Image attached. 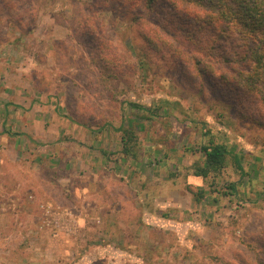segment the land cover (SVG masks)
<instances>
[{
	"label": "rangeland",
	"instance_id": "obj_1",
	"mask_svg": "<svg viewBox=\"0 0 264 264\" xmlns=\"http://www.w3.org/2000/svg\"><path fill=\"white\" fill-rule=\"evenodd\" d=\"M120 6L0 0V264H264V102L184 14Z\"/></svg>",
	"mask_w": 264,
	"mask_h": 264
},
{
	"label": "trees",
	"instance_id": "obj_2",
	"mask_svg": "<svg viewBox=\"0 0 264 264\" xmlns=\"http://www.w3.org/2000/svg\"><path fill=\"white\" fill-rule=\"evenodd\" d=\"M114 1L123 9V2ZM157 1L127 0L128 6L123 10L131 15L136 14L134 19L140 25L144 36L148 30L142 16L164 10L173 14H184L191 22L190 28L202 34L203 40H200V43L209 48V51H198L202 55L198 63L212 74L215 67L219 66L223 71L219 76L221 83L228 88L234 86L241 89L264 102V0ZM159 4L165 9L157 8ZM213 47L220 51L217 59L212 54V51H215ZM130 105L132 108L146 111V108L140 105ZM130 140V137H124L122 140L126 154H130V150H126V143ZM200 150L204 162L195 170V176L204 178L210 172H218L223 168L226 155L224 146L209 143L201 145ZM234 161L238 163L237 158H234Z\"/></svg>",
	"mask_w": 264,
	"mask_h": 264
}]
</instances>
